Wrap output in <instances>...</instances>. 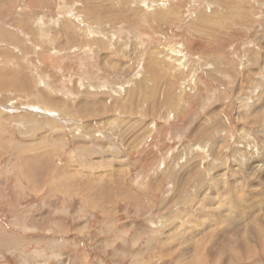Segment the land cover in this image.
<instances>
[{"label":"rangeland","instance_id":"rangeland-1","mask_svg":"<svg viewBox=\"0 0 264 264\" xmlns=\"http://www.w3.org/2000/svg\"><path fill=\"white\" fill-rule=\"evenodd\" d=\"M133 262L264 264V0H0V264Z\"/></svg>","mask_w":264,"mask_h":264},{"label":"bare ground","instance_id":"bare-ground-1","mask_svg":"<svg viewBox=\"0 0 264 264\" xmlns=\"http://www.w3.org/2000/svg\"><path fill=\"white\" fill-rule=\"evenodd\" d=\"M37 254H38V253H37ZM36 257H38V258H39V257H41V256H40V255H36ZM23 259H24V258H23ZM133 264H135V262H133Z\"/></svg>","mask_w":264,"mask_h":264},{"label":"crops","instance_id":"crops-1","mask_svg":"<svg viewBox=\"0 0 264 264\" xmlns=\"http://www.w3.org/2000/svg\"><path fill=\"white\" fill-rule=\"evenodd\" d=\"M46 255H49V254H46Z\"/></svg>","mask_w":264,"mask_h":264}]
</instances>
